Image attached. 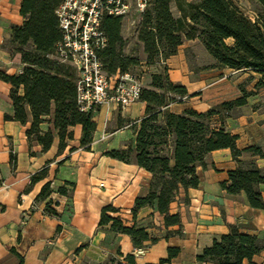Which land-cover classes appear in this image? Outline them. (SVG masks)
Instances as JSON below:
<instances>
[{"label":"trees","instance_id":"1","mask_svg":"<svg viewBox=\"0 0 264 264\" xmlns=\"http://www.w3.org/2000/svg\"><path fill=\"white\" fill-rule=\"evenodd\" d=\"M261 8L254 19H249L233 0H148L137 28V43L143 58L125 54L127 45L123 37L122 18L107 16L101 22L106 46L98 52L103 71L108 77L116 73H145L148 82L141 87L139 101L145 103L144 116L138 123H130L135 134L126 148L110 150L105 156L134 164L151 175L145 195L134 200L131 213L135 218L141 208H151L163 219L165 228L180 226L178 214L170 213V204L180 190L185 193L199 185L197 169L207 168V156L216 150L228 149L236 167L227 173L220 188L229 195L243 194L249 207L264 210V168L257 166L251 157L264 159V150L252 145L237 147V135L224 129L223 121L231 111L247 105L253 95L239 85L240 95L223 101L205 112L185 109L170 112L168 106L188 96L186 88L170 81L166 61L177 53L184 41L198 40L213 60L211 68L235 72H252L259 76L253 89L264 87V0H252ZM63 0H21L19 14L21 25L12 26L10 37L3 47L20 55L22 70L15 75L0 72V80L11 85L12 116L6 120L29 123L25 131L27 142L37 143L46 152L58 139L57 154H61L73 140V127L80 126L79 146L89 148L96 129L95 112H80L76 102V73L67 64L54 59L55 45L61 40L56 9ZM174 5L178 16L172 11ZM230 40V43L227 41ZM251 80L253 76H249ZM21 90V93H20ZM196 96L195 95H191ZM98 110V109H97ZM96 110V111H97ZM216 122L220 124L217 125ZM43 124L51 128L42 130ZM75 148L70 147L69 152ZM14 157L11 154V160ZM47 175L46 168L31 176L35 184ZM56 192L66 198L71 196L67 187ZM69 189V190H70ZM50 183H45L35 198L46 201L44 212L58 216L59 198H51ZM67 205V204H66ZM118 209L110 205L101 210L99 226L109 225L110 230L130 238L133 247H148L157 242L144 227L127 225L115 216ZM178 232H168L166 237ZM264 251V239L254 234L242 233L229 225V232L214 238L196 257L197 264H255L253 258ZM179 254L178 248H168L167 257L156 263L169 264ZM122 261L108 259L103 264H137L131 254L120 255ZM19 264L22 258L19 257Z\"/></svg>","mask_w":264,"mask_h":264},{"label":"crops","instance_id":"2","mask_svg":"<svg viewBox=\"0 0 264 264\" xmlns=\"http://www.w3.org/2000/svg\"><path fill=\"white\" fill-rule=\"evenodd\" d=\"M20 3L21 0H0V72L7 75L18 74L23 68L20 55L3 47L11 27L23 22ZM195 48L208 61L212 60L198 40H187L166 61L170 81L183 85L188 93L168 106L170 112L181 113L189 108L197 112L209 110L217 100H224L225 93L218 84L231 75L236 74L240 79L253 76L251 89L259 79L252 72L216 68L195 77L189 61ZM210 73L222 74L223 78L210 81ZM10 90L11 85L0 80V264H19V257L22 264H103L110 258L122 261L120 255H132L136 248L128 236L112 232L109 225L99 226L101 210L108 205L118 209L115 216L127 225L144 227L157 238L156 243L145 247L142 256L134 257L137 264L156 263L166 258L168 248L179 249L169 264H197L196 257L214 238L228 233L229 225L264 239V210L249 207L243 194L229 195L220 188V183L227 180V173L236 167L228 149L216 150L207 156V168L197 169L198 187L186 193L180 190L170 204V213L179 215L180 226L165 228L162 217L151 208H141L135 218L131 213L135 198L146 194L151 175L134 164L104 155L133 142L135 134L130 123H138L143 118L145 103L137 101L126 108L100 107L93 115L96 129L89 148L79 146L81 128L75 126L73 140L57 154L56 137L49 150L42 152L40 145L27 142L25 131L29 123L21 125L5 119L6 115L13 114ZM236 90L239 91L238 87ZM239 110L236 116L224 119V129L238 136V148L257 145L264 150V101L260 95L253 94ZM41 127L45 131L51 125ZM102 136L105 137L102 139ZM70 147L75 149L69 152ZM241 159L254 160L258 167L264 168V159L248 154ZM44 168L46 177L31 185V176ZM47 182L53 191L50 197L60 199L56 208L58 216L44 212L46 201H35ZM66 183L74 185L72 189L67 187L71 194L68 203L56 192L59 187H66ZM261 191L264 197V186ZM168 232L179 234L166 237ZM253 262L264 264V251Z\"/></svg>","mask_w":264,"mask_h":264},{"label":"built area","instance_id":"3","mask_svg":"<svg viewBox=\"0 0 264 264\" xmlns=\"http://www.w3.org/2000/svg\"><path fill=\"white\" fill-rule=\"evenodd\" d=\"M147 4L148 0H63L56 9L61 40L55 45L54 59L75 70L80 112H96L102 106L126 108L139 101L142 85L137 73L108 77L103 71L98 52L106 46V38L100 26L107 16L130 15L134 22ZM145 252V247H139L132 255L138 257Z\"/></svg>","mask_w":264,"mask_h":264},{"label":"rangeland","instance_id":"4","mask_svg":"<svg viewBox=\"0 0 264 264\" xmlns=\"http://www.w3.org/2000/svg\"><path fill=\"white\" fill-rule=\"evenodd\" d=\"M187 1V0H186ZM234 3L239 7V9L251 20L254 19V16L258 13L261 12V8L259 7V5L255 2H253L252 0H233ZM172 11L175 14L177 11L174 7V5H172ZM139 19H134V22L132 20V18L129 16L122 18V35L123 37L126 39L127 41V45L125 47V54L129 55V54H135L137 56H139L140 58H143L144 55L142 53V48L141 46L137 43V28L139 25ZM227 43H230V40L227 41ZM195 53L193 55V58L190 57L189 55V61L191 64V68L193 69L194 72V76L195 77H199V76H203L206 73H209L208 71L211 68V61L206 58L205 54H203V52H201V50H198L197 48H195ZM143 70L140 67H137L135 69V72L138 74L139 71ZM211 75H209L208 80H214L215 78H223L222 74H217V73H210ZM223 81L220 82L218 85H222L221 90L224 91V100L222 99L221 101L217 100L216 103L213 104V106L218 105L219 103H221L222 101H229V100H233L235 98H237L240 93H238L239 91L236 90V87H239V85H243L245 87V89L247 91H251V93L253 94H257L260 95V99L262 101H264V87H260L258 89H251V85L253 83V81L248 77L245 78H241L238 75H231L228 78H224L222 79ZM239 81V82H237ZM148 82V79L145 75V73L142 74L141 77V85L142 86H146ZM241 84H236V83H240ZM217 85V87H218ZM237 85V86H236ZM216 87V86H215ZM215 89V88H213ZM239 109H235L233 111L230 112V114L232 116H236L237 113H239ZM105 137V136H104Z\"/></svg>","mask_w":264,"mask_h":264}]
</instances>
